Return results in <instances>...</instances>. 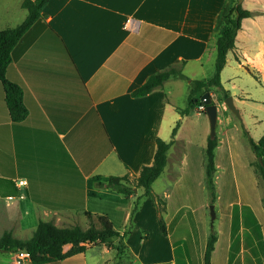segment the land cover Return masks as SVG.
I'll return each mask as SVG.
<instances>
[{"label":"crops","instance_id":"0c3cea01","mask_svg":"<svg viewBox=\"0 0 264 264\" xmlns=\"http://www.w3.org/2000/svg\"><path fill=\"white\" fill-rule=\"evenodd\" d=\"M21 2L0 0V29L25 17ZM236 3L254 14L241 19L220 81L241 119L211 88L217 103L216 131L264 122L259 112L264 110V0H48L11 49L5 72L22 89L27 108L23 119H11L0 81V235L10 231L27 239L39 220L86 227L87 211L106 214L122 234L115 220L124 226L137 216V210H131L134 199L144 197L142 189L124 195L100 182L125 174L132 182L142 166L152 162L155 137L165 139L166 124L179 120L180 125L165 167L169 154L179 156L174 145L188 143L183 124L189 111L179 115L187 103L188 81L170 76L145 95L131 92L150 74L170 67L190 79L210 78L216 34ZM127 17L138 21L136 31L125 29ZM246 106L251 107L249 113ZM263 133L264 127L257 139ZM115 243L117 237L99 244L113 253L103 262L89 252L93 245L40 264H113ZM1 252H7V261L0 264H12L10 251Z\"/></svg>","mask_w":264,"mask_h":264},{"label":"rangeland","instance_id":"374dc122","mask_svg":"<svg viewBox=\"0 0 264 264\" xmlns=\"http://www.w3.org/2000/svg\"><path fill=\"white\" fill-rule=\"evenodd\" d=\"M22 13L26 16V9L22 8ZM188 111L184 116L187 124H183L188 143L174 145V153L179 156L169 154V164L152 187L167 201L163 212L167 234L160 229L157 207L150 198L142 197L137 216H131L124 226L115 220V227L125 232V245L122 238L119 241L125 253L123 264H203L205 243L211 232L216 234L211 264H264V186L248 143V136L257 139L264 122L237 124V131H216L219 146L215 164L219 167L213 177L215 198L210 200L204 184L203 152L209 120L205 112L197 113L194 106ZM246 111L249 113L251 107L246 106ZM259 112L264 117V110ZM177 114L171 116L173 121ZM174 125L175 122L164 126L165 139L170 137ZM210 204L215 214L212 225ZM91 248L89 252L102 262L113 254L102 245ZM129 252L132 255L126 256ZM0 260L7 261V252L0 251Z\"/></svg>","mask_w":264,"mask_h":264},{"label":"trees","instance_id":"16d2710c","mask_svg":"<svg viewBox=\"0 0 264 264\" xmlns=\"http://www.w3.org/2000/svg\"><path fill=\"white\" fill-rule=\"evenodd\" d=\"M48 0H22L21 6L26 9L25 18L15 26L4 27L0 29V81L4 90V99L12 120H21L27 114L22 99L21 87L8 80L5 76L6 69L11 62V49L23 35V33L39 18L41 10ZM254 11L244 9L240 3L232 5L224 14L223 24L216 34L215 48L216 55L214 60V72L208 79H190L180 69L170 67L168 69L150 74L146 80L137 88L133 89V96H142L149 93L154 87L161 85L164 80L170 76L179 77L188 81L189 88L187 93V105L180 110L181 115L188 112L189 107L203 106L202 112H205V105L200 101V96L205 91L214 88L219 100H223L229 95V91L224 89L220 81V72L226 61L228 50L233 48L237 30L241 26V19L251 16ZM179 120L171 130L169 139H163L159 136L155 137V152L152 162L143 165L138 175L131 182L128 175H109L106 181L100 182L117 192L124 195L135 193V188H141V196L148 197L158 210V223L161 231L167 234L166 223L163 218L165 211V200L153 191L152 183L159 177L167 162V150L174 142ZM248 143L251 151L256 157L255 169L260 174L264 186V133L258 138L253 139L248 136ZM218 145L217 135L214 138L207 136L204 152V184L210 200L215 198L214 172L215 165V149ZM140 196L133 201V213L139 203ZM89 223L86 227L78 224L70 226H57L51 221L39 220L32 235L27 239L14 237L10 231H4L0 235V250L14 251L17 249H25L28 251L30 261L33 264H40L55 260L63 259L85 250L87 246L99 245L108 239L117 237V243L113 244L116 249L115 261L113 264H119L123 255V251L119 244L124 233L120 234L113 226L112 222L106 214H92L85 212ZM95 219V220H94ZM216 241V234L209 233L206 239L203 264H211V253ZM65 245H69L68 249H64Z\"/></svg>","mask_w":264,"mask_h":264},{"label":"water","instance_id":"95a60500","mask_svg":"<svg viewBox=\"0 0 264 264\" xmlns=\"http://www.w3.org/2000/svg\"><path fill=\"white\" fill-rule=\"evenodd\" d=\"M239 2L242 0H238ZM200 101L205 105V113L209 120V137L214 138L216 136V122H217V103L213 102L212 96L209 91L203 92L200 96ZM225 106L238 118L241 119L239 109L236 107L232 95H228L223 99ZM136 190V188H135ZM210 207V218L211 225L214 219V210L213 204L209 205Z\"/></svg>","mask_w":264,"mask_h":264},{"label":"built area","instance_id":"2783aa9c","mask_svg":"<svg viewBox=\"0 0 264 264\" xmlns=\"http://www.w3.org/2000/svg\"><path fill=\"white\" fill-rule=\"evenodd\" d=\"M124 27L130 31H136L138 29V21L132 17H127L124 22ZM198 107L200 110L203 109L202 105ZM9 260L12 264H25L30 261V256L25 249H17L10 251Z\"/></svg>","mask_w":264,"mask_h":264}]
</instances>
